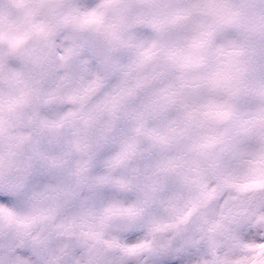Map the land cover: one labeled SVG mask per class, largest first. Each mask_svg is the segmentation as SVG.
<instances>
[{
  "label": "clouds",
  "instance_id": "9594fccd",
  "mask_svg": "<svg viewBox=\"0 0 264 264\" xmlns=\"http://www.w3.org/2000/svg\"><path fill=\"white\" fill-rule=\"evenodd\" d=\"M0 264H264V0H0Z\"/></svg>",
  "mask_w": 264,
  "mask_h": 264
}]
</instances>
